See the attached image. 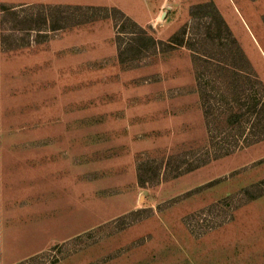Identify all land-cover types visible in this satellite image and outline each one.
I'll use <instances>...</instances> for the list:
<instances>
[{"label":"rangeland","instance_id":"374dc122","mask_svg":"<svg viewBox=\"0 0 264 264\" xmlns=\"http://www.w3.org/2000/svg\"><path fill=\"white\" fill-rule=\"evenodd\" d=\"M263 102L264 0H0V264H264Z\"/></svg>","mask_w":264,"mask_h":264},{"label":"trees","instance_id":"16d2710c","mask_svg":"<svg viewBox=\"0 0 264 264\" xmlns=\"http://www.w3.org/2000/svg\"><path fill=\"white\" fill-rule=\"evenodd\" d=\"M79 10H81L82 8L81 7H79L78 8ZM2 11L3 12H5L6 11V8H4V7H2ZM70 15V17H72V15L71 14H67V19H68V16ZM2 19H3V17H2ZM69 21H70V26H74V25H80V24H82V23H84V22H86V21H88L87 19H85V20H79V19H77V18H75V17H73V18H71V19H68ZM66 23H63V24H59V26H56V27H54L52 30H59V29H62L63 27H64V25H65ZM228 27V26H227ZM38 28V29H37ZM39 28H41V29H39ZM226 29V28H225ZM229 29V28H228ZM226 30L228 33V35H231L230 34V31L229 30ZM36 30H38V31H41V30H43L42 29V26H40V25H38L37 27H36ZM134 34H136V33H134ZM137 35V34H136ZM232 43H233V46H234V49H235V52H232L233 54L232 55H230V56H232L233 57V60H232V62L233 63H231V64H234L236 67H234V69H237V71H239L238 73H240L241 71H245L246 73H248L247 71H253V67H252V65H251V63H250V61L248 60V58H247V56L245 55V53H244V51L242 50V48H241V46L239 45V43L237 42V40L234 38V37H232ZM236 51H237V53H236ZM205 56H207V55H203V54H195V58H194V63H195V65L196 66H200V67H206L207 66V64H211V63H215V64H212L213 66H211V67H209V66H207V67H209V68H211V70L213 71H215L214 72V74L216 73V74H218V72H220V71H222V69H227V71L229 72L232 68L231 67H229V65H231L230 63H228V62H225V60H223V59H220L219 57H217V56H215L214 57V55H210V57L211 58H207V57H205ZM208 61V62H207ZM249 74V73H248ZM238 74H235V76H237ZM241 75V74H240ZM240 75H238V76H240ZM238 76L236 77V78H238ZM221 77H223V74H221V75H219L218 77H214V80H213V82L215 81V83L219 80V78H221ZM227 80H228V83H229V85L230 86H233V84H231V82L232 81H234V75H229L228 74V78H227ZM258 82L257 83H259L260 84V86H262L263 85V83L262 82H260L259 80H257ZM233 83V82H232ZM262 83V84H261ZM198 87H199V89L201 88H203V86H202V81H201V77L199 76V78H198ZM246 94V93H245ZM202 98L204 97V92H203V90H201V95H200ZM239 96H241V95H239ZM203 103L204 104H206V101L204 100V98H203ZM207 104H210V103H207ZM206 104V105H207ZM207 109V108H206ZM258 112V111H257ZM258 114H260L261 116L263 115L264 116V102H263V104H262V106L259 108V113ZM210 113H208L207 112V110H205V112H204V116H205V118H209L210 117ZM231 117H234V118H232V119H230V125H232L233 127H234V125L235 124H238L239 123V118L241 117V115L239 116H237L236 117V115H234V116H231V114H230V116H229V118H231ZM262 118V117H261ZM260 118V119H261ZM259 119V120H260ZM258 122V121H257ZM259 128H261L262 129V131H256L257 129H259ZM228 129V128H227ZM256 132H257V134H256ZM211 138H212V140L213 141H211L210 143V145L209 146H211L212 148H213V150H214V152H215V156L213 155V158L214 159H218V158H222V157H224L225 156V154L227 155V153H224V150L226 149L225 148V145H224V143L222 142V141H215L218 137H215L212 133H211ZM253 136L254 137H257V139L256 140H253V141H251V143H249L248 144V146L249 145H251V144H254V143H256V142H258V141H260V140H262V139H264V122L262 123V124H255L254 125V127H253V129H252V133H251V137H252V139H254L253 138ZM259 139V140H258ZM236 141H238V140H236ZM246 141V140H245ZM247 142H249V141H246V143ZM228 151V154H230L231 153V150H227ZM209 154H210V152H209ZM202 161V160H201ZM205 163H207V160L206 159H204L203 161H202V163H200L199 164V166L200 165H202V164H205ZM143 171H141V169L139 168V182L141 183V185H144L145 183H146V180H145V178H146V176H145V174L144 173H142ZM192 220L193 221V218H191V217H187L185 220L187 221V224H189L190 225V222H189V220Z\"/></svg>","mask_w":264,"mask_h":264},{"label":"bare ground","instance_id":"6f19581e","mask_svg":"<svg viewBox=\"0 0 264 264\" xmlns=\"http://www.w3.org/2000/svg\"><path fill=\"white\" fill-rule=\"evenodd\" d=\"M158 20H162V18L161 17H159V19Z\"/></svg>","mask_w":264,"mask_h":264}]
</instances>
